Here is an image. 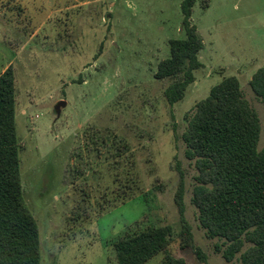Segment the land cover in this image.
I'll list each match as a JSON object with an SVG mask.
<instances>
[{
    "label": "rangeland",
    "instance_id": "obj_1",
    "mask_svg": "<svg viewBox=\"0 0 264 264\" xmlns=\"http://www.w3.org/2000/svg\"><path fill=\"white\" fill-rule=\"evenodd\" d=\"M182 21L181 0H0V74L13 64L22 181L40 229L41 264H116L113 244L141 221L172 227L173 264H205L181 245L175 202L181 175L195 246L207 264L239 263L224 260L216 251L222 242L209 239L199 222L192 203L198 172L182 137L196 104L236 76L261 120L264 147V104L250 86L264 66V0H197L191 21L205 45L204 68L186 98L170 106L169 82L155 73L170 56L169 41L186 37ZM60 102L66 107L57 118ZM90 127L109 128L129 142L146 194L109 209L68 241L76 189L86 190V179L74 176V153ZM168 255L147 264H167Z\"/></svg>",
    "mask_w": 264,
    "mask_h": 264
},
{
    "label": "trees",
    "instance_id": "obj_2",
    "mask_svg": "<svg viewBox=\"0 0 264 264\" xmlns=\"http://www.w3.org/2000/svg\"><path fill=\"white\" fill-rule=\"evenodd\" d=\"M196 2L181 0L186 37L169 41L170 56L158 64L155 73L156 80L169 82L164 96L170 106L186 98L196 72L204 68L200 55L205 45L191 21ZM14 8L18 16L24 12L20 6ZM250 86L264 104V66L254 73ZM16 116L17 80L11 65L0 76V264H41L40 229L24 195ZM262 131L240 80L230 76L196 104L182 137L186 158L198 172L192 203L207 237L222 242L216 251L228 263L264 264ZM74 160L75 179L85 178L86 190L80 185L76 189L80 200L67 218L68 241L88 231L109 209L146 194L132 146L109 128H86ZM184 196L181 175L175 197L182 220L181 245L193 249L207 264L185 220ZM172 235L170 226L136 223L113 244L116 264H147L161 254L168 255ZM167 258V264L175 262Z\"/></svg>",
    "mask_w": 264,
    "mask_h": 264
},
{
    "label": "water",
    "instance_id": "obj_3",
    "mask_svg": "<svg viewBox=\"0 0 264 264\" xmlns=\"http://www.w3.org/2000/svg\"><path fill=\"white\" fill-rule=\"evenodd\" d=\"M66 107V103L65 102H60L57 107H56V114H57V118L60 117L62 109Z\"/></svg>",
    "mask_w": 264,
    "mask_h": 264
},
{
    "label": "crops",
    "instance_id": "obj_4",
    "mask_svg": "<svg viewBox=\"0 0 264 264\" xmlns=\"http://www.w3.org/2000/svg\"><path fill=\"white\" fill-rule=\"evenodd\" d=\"M11 65L13 66V64H11V63H10V64H8V65H7V67H6V68H5V69L2 71V73H1V74H3V73L5 72V70H6L7 68H9V66H11ZM1 74H0V76H1ZM17 99H18V96H17Z\"/></svg>",
    "mask_w": 264,
    "mask_h": 264
}]
</instances>
